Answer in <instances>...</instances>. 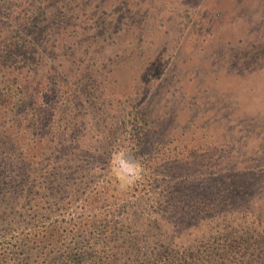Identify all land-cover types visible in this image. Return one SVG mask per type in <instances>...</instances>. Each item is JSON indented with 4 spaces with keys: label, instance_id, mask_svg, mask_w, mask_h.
Returning a JSON list of instances; mask_svg holds the SVG:
<instances>
[{
    "label": "rangeland",
    "instance_id": "obj_1",
    "mask_svg": "<svg viewBox=\"0 0 264 264\" xmlns=\"http://www.w3.org/2000/svg\"><path fill=\"white\" fill-rule=\"evenodd\" d=\"M27 16L39 51L17 66L39 64L48 99L72 110L79 147L58 155L60 171L87 170L73 197L46 204L52 218L36 230L58 226L71 239L106 216L123 231L118 264L153 260L169 244L184 250L196 234L204 249L228 251L223 262L251 264L248 244L229 250L225 220L233 214L239 233L252 214L264 220V0H32ZM115 121L103 148L99 125ZM8 155L0 148L6 174ZM212 216L221 225L210 234ZM19 236L9 231L0 245Z\"/></svg>",
    "mask_w": 264,
    "mask_h": 264
},
{
    "label": "trees",
    "instance_id": "obj_2",
    "mask_svg": "<svg viewBox=\"0 0 264 264\" xmlns=\"http://www.w3.org/2000/svg\"><path fill=\"white\" fill-rule=\"evenodd\" d=\"M30 2L32 0H0V148L7 149L9 155L2 164L12 171L6 174V168L0 164L1 241L8 237L9 231L20 234L6 241L9 246L0 245V264H17L13 261L15 248L22 242L26 264H118L123 250L120 245L123 231L114 221L106 220V216L101 220H95L97 216L87 219L82 223L81 230L74 228L73 232L77 234L71 239L67 232H60L58 226L49 230L47 227V230L41 231L42 234L36 230L37 222L52 218L51 214L44 212L46 204L51 203L52 207L53 204L60 205L65 193L73 197L78 189L76 177L87 176V170H79L86 171L78 176L75 175L77 171L67 174L60 171L64 159L58 155L63 150L79 147L74 146L77 139L72 132V110L68 107L63 114L60 105L53 103L55 95L48 99L51 88L45 87L42 82L45 85L51 82L46 74L41 75L39 64L30 67L31 63L27 61L22 69L17 66V63H23L24 55L30 50L36 56L39 51L38 41L27 38L26 29L30 23L26 20ZM49 101H52L51 105H46ZM8 116L11 118L9 122L6 121ZM135 120L139 122L138 116ZM100 124L101 132H98L97 140L104 148L109 139L117 138L118 128L116 121ZM22 135L29 138L30 149L26 155L20 145ZM66 139L71 144L66 146ZM139 139L144 138L139 136ZM31 149H35V152L32 151L37 159L31 157ZM251 216L254 217L249 219V226L245 227L244 233H239L233 227L237 219L233 214H227L225 230L229 250L238 251L239 242L248 244L250 263L264 264V220L255 214ZM217 217L206 219L215 223L214 227H209L210 234L221 225ZM23 226L32 230H21ZM27 231L33 233L26 234ZM166 233L161 234L162 239H167ZM206 238L201 234L194 235L184 250L174 251L169 244L153 252V260L147 256L136 264H157L161 261L162 264H224L228 251L222 253V249L214 245L204 249ZM73 243L78 248L77 252L70 250L69 245Z\"/></svg>",
    "mask_w": 264,
    "mask_h": 264
},
{
    "label": "clouds",
    "instance_id": "obj_3",
    "mask_svg": "<svg viewBox=\"0 0 264 264\" xmlns=\"http://www.w3.org/2000/svg\"><path fill=\"white\" fill-rule=\"evenodd\" d=\"M136 177H134V176H129V177H127V183H132V182H134V179H135ZM122 179H124V177L122 176Z\"/></svg>",
    "mask_w": 264,
    "mask_h": 264
}]
</instances>
